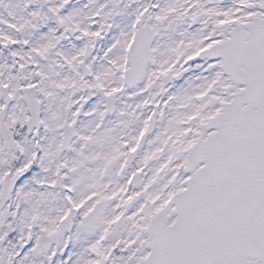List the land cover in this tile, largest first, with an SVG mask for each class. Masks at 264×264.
Returning a JSON list of instances; mask_svg holds the SVG:
<instances>
[{"label":"snow or ice","instance_id":"6c2138e0","mask_svg":"<svg viewBox=\"0 0 264 264\" xmlns=\"http://www.w3.org/2000/svg\"><path fill=\"white\" fill-rule=\"evenodd\" d=\"M0 264H264V0H0Z\"/></svg>","mask_w":264,"mask_h":264}]
</instances>
